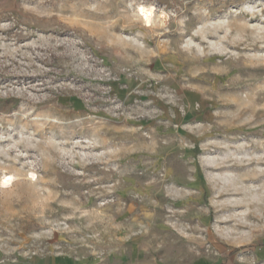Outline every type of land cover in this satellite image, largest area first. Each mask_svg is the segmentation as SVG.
I'll list each match as a JSON object with an SVG mask.
<instances>
[{
    "label": "rangeland",
    "instance_id": "rangeland-1",
    "mask_svg": "<svg viewBox=\"0 0 264 264\" xmlns=\"http://www.w3.org/2000/svg\"><path fill=\"white\" fill-rule=\"evenodd\" d=\"M259 248L264 0H0V264Z\"/></svg>",
    "mask_w": 264,
    "mask_h": 264
},
{
    "label": "bare ground",
    "instance_id": "bare-ground-1",
    "mask_svg": "<svg viewBox=\"0 0 264 264\" xmlns=\"http://www.w3.org/2000/svg\"><path fill=\"white\" fill-rule=\"evenodd\" d=\"M140 11L142 12V14L146 18V20L149 22L150 18H151V15L153 14L154 7H144V6H142L140 8ZM13 178L14 177L12 175H10L8 177H5L4 180L2 181V184L5 185V186H8V185L12 184Z\"/></svg>",
    "mask_w": 264,
    "mask_h": 264
},
{
    "label": "crops",
    "instance_id": "crops-1",
    "mask_svg": "<svg viewBox=\"0 0 264 264\" xmlns=\"http://www.w3.org/2000/svg\"><path fill=\"white\" fill-rule=\"evenodd\" d=\"M257 257H260V259L264 261V248H259L257 250ZM47 264H67V263L61 260H53L52 262H48Z\"/></svg>",
    "mask_w": 264,
    "mask_h": 264
}]
</instances>
